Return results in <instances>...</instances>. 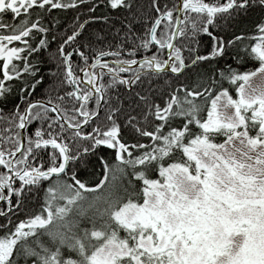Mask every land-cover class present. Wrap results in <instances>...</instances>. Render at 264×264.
Segmentation results:
<instances>
[{
	"label": "snow or ice",
	"instance_id": "1",
	"mask_svg": "<svg viewBox=\"0 0 264 264\" xmlns=\"http://www.w3.org/2000/svg\"><path fill=\"white\" fill-rule=\"evenodd\" d=\"M0 264H264V0H0Z\"/></svg>",
	"mask_w": 264,
	"mask_h": 264
},
{
	"label": "trees",
	"instance_id": "2",
	"mask_svg": "<svg viewBox=\"0 0 264 264\" xmlns=\"http://www.w3.org/2000/svg\"><path fill=\"white\" fill-rule=\"evenodd\" d=\"M68 15H70V13H69ZM50 70H54V68H49L48 66H43V71H44V74H45V75H47V73H48ZM9 107H11V105H9Z\"/></svg>",
	"mask_w": 264,
	"mask_h": 264
}]
</instances>
